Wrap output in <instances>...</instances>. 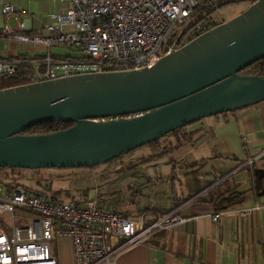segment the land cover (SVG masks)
<instances>
[{
    "label": "water",
    "instance_id": "95a60500",
    "mask_svg": "<svg viewBox=\"0 0 264 264\" xmlns=\"http://www.w3.org/2000/svg\"><path fill=\"white\" fill-rule=\"evenodd\" d=\"M224 0L188 25L226 4ZM180 36V37H181ZM264 57V0L151 67L80 74L0 89V167L90 168L204 117L264 100V77L240 72ZM47 121L72 126L24 132Z\"/></svg>",
    "mask_w": 264,
    "mask_h": 264
},
{
    "label": "built area",
    "instance_id": "2783aa9c",
    "mask_svg": "<svg viewBox=\"0 0 264 264\" xmlns=\"http://www.w3.org/2000/svg\"><path fill=\"white\" fill-rule=\"evenodd\" d=\"M214 1L60 0L62 10L34 30L14 5L0 0V41L28 47L0 55V76L14 75L21 64L30 66L31 82L151 67L214 27L209 17L181 36ZM6 180H0V264H58L52 243L62 237L72 240L75 264H115L122 250L184 219L179 208L157 217L127 216L95 199L54 198L17 177Z\"/></svg>",
    "mask_w": 264,
    "mask_h": 264
},
{
    "label": "crops",
    "instance_id": "0c3cea01",
    "mask_svg": "<svg viewBox=\"0 0 264 264\" xmlns=\"http://www.w3.org/2000/svg\"><path fill=\"white\" fill-rule=\"evenodd\" d=\"M4 1L14 5L34 30L40 29L49 13L62 10L60 0ZM27 48L5 37L0 41L1 56ZM189 130L195 132L194 143L150 162L165 163L169 171L171 207L160 210L146 205L137 211V216L157 217L179 208L184 219L145 243L122 250L115 264H264V100L204 117ZM249 160L252 164L246 165ZM224 180L225 187L243 194L242 201L217 209L199 199ZM121 212L132 215L125 209ZM215 214H219L217 220ZM55 242L58 264H75L72 240L62 237Z\"/></svg>",
    "mask_w": 264,
    "mask_h": 264
},
{
    "label": "rangeland",
    "instance_id": "374dc122",
    "mask_svg": "<svg viewBox=\"0 0 264 264\" xmlns=\"http://www.w3.org/2000/svg\"><path fill=\"white\" fill-rule=\"evenodd\" d=\"M251 4L252 0L232 2L212 12L209 20L212 25H218L242 13ZM147 153L148 147L141 146L123 162L106 161L90 168H47L41 169L40 173L35 169H26L18 177L26 184L39 185L52 191L67 189L73 198L65 194V200H74V197L95 199L106 203L107 207L128 210L131 216H137V211L146 205H153L160 210L169 209L172 204V189L170 181L166 180L169 171L165 163L142 166L129 164ZM130 157L134 159L131 160ZM134 170L142 173L141 176L133 177L131 174ZM189 175L184 174V177ZM85 191L87 196H81ZM55 243H52L54 252Z\"/></svg>",
    "mask_w": 264,
    "mask_h": 264
},
{
    "label": "trees",
    "instance_id": "16d2710c",
    "mask_svg": "<svg viewBox=\"0 0 264 264\" xmlns=\"http://www.w3.org/2000/svg\"><path fill=\"white\" fill-rule=\"evenodd\" d=\"M224 0H215L212 5L209 7H204L203 9L200 10L199 17L201 15L205 14L209 9L213 7L214 4L217 2H221ZM238 2V1H236ZM232 3V2H231ZM230 4V3H229ZM227 5V4H226ZM211 17V14L203 17L200 21H204ZM241 74H249V75H259L264 77V57L261 58L260 60L254 62L253 64L249 65L245 69H243ZM32 81L31 77V70L30 66L28 64H21L17 70V72L14 75H5V76H0V89L8 88V87H13L21 84H26L30 83ZM237 110V109H235ZM234 111V110H233ZM227 113V112H225ZM198 121V120H197ZM195 121V122H197ZM193 122V123H195ZM185 125L183 127H179L159 138H156L152 140L151 142L143 145L148 147V153L146 155H143L141 157L136 158V161H130L129 164L131 163H136L139 166L142 165H148L150 162L157 158H161L164 156L169 155L171 152L174 151L175 148L189 145L195 142L194 138V131H190L189 127L193 124ZM73 123L71 122H65V121H47L43 122L37 125H34L30 128H28L24 133L29 134V135H38V134H46V133H51L55 132L61 129L68 128L72 126ZM141 147V146H140ZM139 148V147H138ZM137 149V148H136ZM136 149H133L125 154L120 155L117 158H114L110 161H124V159L127 156H133L134 152ZM131 160L134 159L133 157H130ZM62 169V168H59ZM26 169L22 168H11V167H0V180L1 181H7L6 179H9L11 176L16 178L20 183H23L27 185L28 187L41 192L48 194L54 198H61L63 199L65 194L68 195V197L71 196V194L68 192L69 190L67 189H60V190H51L50 188H42L39 185H30L26 184L22 180L19 179L22 175L23 171ZM37 173H40L41 169H35ZM142 173L138 172L137 170L132 171V176L134 177H139L141 176ZM19 176V177H18ZM42 178V177H41ZM40 178V179H41ZM225 180L219 182L215 186L211 187L208 189L207 197H199L200 200H205L206 202L210 203L213 207L217 209H224V208H229L233 204H236L240 201L243 200V194L237 191H234L233 188L230 187H225ZM81 196H87V192L85 191ZM73 198V196H71ZM69 200V199H68ZM75 201L82 202L86 199H83L82 197L75 198ZM179 200V202H181ZM100 203V202H99ZM101 204V203H100ZM178 205H180L178 203ZM128 216V215H127ZM162 231L158 232L161 233ZM157 234V233H156Z\"/></svg>",
    "mask_w": 264,
    "mask_h": 264
},
{
    "label": "flooded vegetation",
    "instance_id": "af4514ba",
    "mask_svg": "<svg viewBox=\"0 0 264 264\" xmlns=\"http://www.w3.org/2000/svg\"><path fill=\"white\" fill-rule=\"evenodd\" d=\"M191 30H192V28H191ZM188 31H190V29H189ZM185 34H186V33H185Z\"/></svg>",
    "mask_w": 264,
    "mask_h": 264
}]
</instances>
